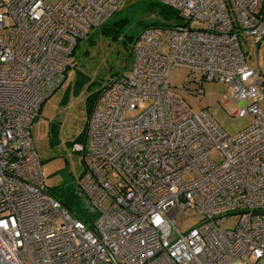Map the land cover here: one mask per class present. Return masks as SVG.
<instances>
[{
    "label": "built area",
    "instance_id": "built-area-1",
    "mask_svg": "<svg viewBox=\"0 0 264 264\" xmlns=\"http://www.w3.org/2000/svg\"><path fill=\"white\" fill-rule=\"evenodd\" d=\"M122 2L0 0V264H260L264 93L238 37L264 38V0H160L184 22L137 34L72 147L91 226L45 188L30 126L78 40ZM178 67L225 84L233 115L250 123L229 134L207 109L192 111L170 90ZM188 216L197 224L182 232Z\"/></svg>",
    "mask_w": 264,
    "mask_h": 264
},
{
    "label": "rangeland",
    "instance_id": "rangeland-1",
    "mask_svg": "<svg viewBox=\"0 0 264 264\" xmlns=\"http://www.w3.org/2000/svg\"><path fill=\"white\" fill-rule=\"evenodd\" d=\"M49 1L55 3L58 0ZM159 3L160 0H123L109 19L110 23L124 18L116 37L112 36V32L104 33L96 27L79 39L68 58L64 79L42 102L38 117L30 126L45 188H59L67 201L75 199L77 180L84 171L82 155L73 151L72 147L74 143L82 142L95 100L93 96L129 66L131 43L142 29L184 22L179 16L164 17L159 12ZM200 26L202 24L198 22L192 23V27ZM238 40L247 66L259 70L264 93V38L254 42L250 36L239 34ZM168 82L171 92L192 111L207 109L227 133H234L250 123L248 118L233 115L237 106L231 100V91L225 84L208 81L200 72L192 73L184 67L171 69ZM148 104L149 100H145L134 111L128 112L126 117L139 114ZM260 105L264 109V102ZM212 157L217 159L216 152ZM78 199L84 208L83 201ZM236 221L237 215L229 216L226 227L232 228ZM196 224V217L188 216L182 219L180 229L186 232ZM260 264H264V259Z\"/></svg>",
    "mask_w": 264,
    "mask_h": 264
},
{
    "label": "trees",
    "instance_id": "trees-1",
    "mask_svg": "<svg viewBox=\"0 0 264 264\" xmlns=\"http://www.w3.org/2000/svg\"><path fill=\"white\" fill-rule=\"evenodd\" d=\"M159 12L164 16V17H178L177 11L174 9H171L167 6H164L163 4L159 3ZM110 19V18H109ZM109 19L102 24L99 28H101V31L104 33H109L112 32V36L116 37V33L118 32L119 26L124 22V18H119L116 19L112 22L109 23ZM157 25V24H155ZM157 26H161L158 24ZM99 91L93 96V99L97 97ZM42 104V103H41ZM40 104V107H41ZM40 111V108H39ZM48 192L56 198L63 207H65L72 216L75 218L81 220L84 222L88 227L91 226V221H90V216L87 214V212L84 210V208L81 206L80 201L77 196H75V199L72 201H67L65 200L63 193L59 188L57 189H49Z\"/></svg>",
    "mask_w": 264,
    "mask_h": 264
},
{
    "label": "crops",
    "instance_id": "crops-1",
    "mask_svg": "<svg viewBox=\"0 0 264 264\" xmlns=\"http://www.w3.org/2000/svg\"><path fill=\"white\" fill-rule=\"evenodd\" d=\"M40 109H41V107H40Z\"/></svg>",
    "mask_w": 264,
    "mask_h": 264
}]
</instances>
